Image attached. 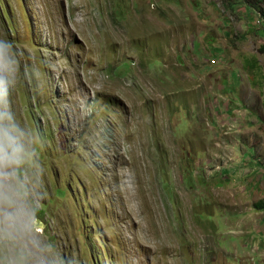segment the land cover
Segmentation results:
<instances>
[{
  "label": "rangeland",
  "instance_id": "obj_1",
  "mask_svg": "<svg viewBox=\"0 0 264 264\" xmlns=\"http://www.w3.org/2000/svg\"><path fill=\"white\" fill-rule=\"evenodd\" d=\"M5 128L0 264H264V0H0Z\"/></svg>",
  "mask_w": 264,
  "mask_h": 264
},
{
  "label": "clouds",
  "instance_id": "obj_2",
  "mask_svg": "<svg viewBox=\"0 0 264 264\" xmlns=\"http://www.w3.org/2000/svg\"><path fill=\"white\" fill-rule=\"evenodd\" d=\"M0 134H2V139H0V152H3L6 147H11L12 137L6 128L0 130Z\"/></svg>",
  "mask_w": 264,
  "mask_h": 264
},
{
  "label": "trees",
  "instance_id": "obj_3",
  "mask_svg": "<svg viewBox=\"0 0 264 264\" xmlns=\"http://www.w3.org/2000/svg\"><path fill=\"white\" fill-rule=\"evenodd\" d=\"M254 206L256 207V208H264V199H261V200H259V201H257L255 204H254Z\"/></svg>",
  "mask_w": 264,
  "mask_h": 264
},
{
  "label": "bare ground",
  "instance_id": "obj_4",
  "mask_svg": "<svg viewBox=\"0 0 264 264\" xmlns=\"http://www.w3.org/2000/svg\"><path fill=\"white\" fill-rule=\"evenodd\" d=\"M54 63V62H53ZM102 89V88H101ZM120 179V178H119Z\"/></svg>",
  "mask_w": 264,
  "mask_h": 264
}]
</instances>
